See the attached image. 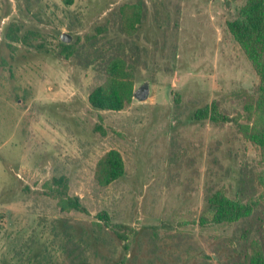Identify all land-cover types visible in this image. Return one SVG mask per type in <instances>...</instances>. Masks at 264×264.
Listing matches in <instances>:
<instances>
[{
	"label": "rangeland",
	"instance_id": "1",
	"mask_svg": "<svg viewBox=\"0 0 264 264\" xmlns=\"http://www.w3.org/2000/svg\"><path fill=\"white\" fill-rule=\"evenodd\" d=\"M247 1L0 0V264H264V163L246 136L262 81L229 27ZM11 24L32 47L12 53ZM115 57L149 96L93 109ZM212 104L221 122L195 119ZM111 150L124 175L103 186ZM219 195L250 214L218 222Z\"/></svg>",
	"mask_w": 264,
	"mask_h": 264
},
{
	"label": "trees",
	"instance_id": "2",
	"mask_svg": "<svg viewBox=\"0 0 264 264\" xmlns=\"http://www.w3.org/2000/svg\"><path fill=\"white\" fill-rule=\"evenodd\" d=\"M135 27L132 24L125 23L122 26V31L124 33H134ZM229 27L235 39L243 47L252 65L261 76V96L260 101H257V104L261 108L258 111L260 115L259 117L257 116L258 126L246 132V136L260 147L261 158L264 163V0H248L237 18L229 23ZM129 29L132 30L130 31ZM36 35L33 31L21 33L18 25L11 24L5 31L4 39L7 47L13 53L15 44L32 47ZM62 45L64 49L68 50L69 46ZM106 73V83L96 87L90 93L88 97L89 104L96 110L121 111L130 102L133 94L130 73L125 66V62H122L118 57L109 61V68L106 70ZM194 117L196 120L209 118L214 123H219L224 119L217 112L215 104L198 109ZM123 175L124 165L122 157L117 151L111 150L98 162L95 179L100 185L105 186L121 178ZM56 181L59 187L62 186L64 188L62 178L56 179ZM62 191L59 195L68 209L87 213L78 197H69L65 194L64 190ZM240 192L242 191L240 190ZM240 201L242 200L240 199ZM210 204L217 209L216 220L218 222H235L246 218L252 209V204H241L239 201H231L221 195L211 200ZM99 218L105 221L108 220L106 214L100 215ZM112 229L117 238L123 239V234L120 233V229H123L122 226L114 225ZM261 257L260 254H256L253 257L252 264H263Z\"/></svg>",
	"mask_w": 264,
	"mask_h": 264
},
{
	"label": "water",
	"instance_id": "3",
	"mask_svg": "<svg viewBox=\"0 0 264 264\" xmlns=\"http://www.w3.org/2000/svg\"><path fill=\"white\" fill-rule=\"evenodd\" d=\"M61 41L67 43L69 41L67 34L61 35ZM149 96V90L147 84L142 85L138 89H136L133 93V97L136 98L138 101H144Z\"/></svg>",
	"mask_w": 264,
	"mask_h": 264
}]
</instances>
